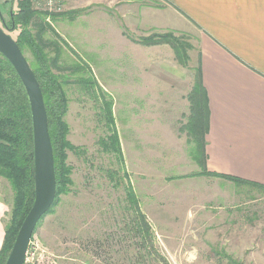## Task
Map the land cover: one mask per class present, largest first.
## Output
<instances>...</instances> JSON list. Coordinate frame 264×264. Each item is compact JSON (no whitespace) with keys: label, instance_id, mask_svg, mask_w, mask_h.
Returning a JSON list of instances; mask_svg holds the SVG:
<instances>
[{"label":"rangeland","instance_id":"1","mask_svg":"<svg viewBox=\"0 0 264 264\" xmlns=\"http://www.w3.org/2000/svg\"><path fill=\"white\" fill-rule=\"evenodd\" d=\"M11 1L0 0V27L14 40ZM129 9L65 3L69 16L46 22L44 51L64 83L67 140L75 150L66 152L68 192L36 224L38 250L24 264H264V190L202 175L182 131L198 68L194 37L140 30ZM154 33L173 34L184 52L129 39ZM24 57L35 62L27 49ZM105 101L122 161L99 144L112 129ZM0 198L7 221L12 192L3 179Z\"/></svg>","mask_w":264,"mask_h":264},{"label":"crops","instance_id":"2","mask_svg":"<svg viewBox=\"0 0 264 264\" xmlns=\"http://www.w3.org/2000/svg\"><path fill=\"white\" fill-rule=\"evenodd\" d=\"M65 3L86 8L127 6L136 14L128 18L132 16L140 30L192 35L209 108L206 170L264 187V0ZM150 13L158 15L160 22H151ZM118 29L122 40V29ZM6 211L0 198V249Z\"/></svg>","mask_w":264,"mask_h":264},{"label":"trees","instance_id":"3","mask_svg":"<svg viewBox=\"0 0 264 264\" xmlns=\"http://www.w3.org/2000/svg\"><path fill=\"white\" fill-rule=\"evenodd\" d=\"M10 7V4H9ZM8 25L17 32L14 39L22 54L29 51L35 62L29 64L39 84L45 111L47 115V127L53 151L54 172L56 180V195L52 207L59 195L68 192L71 181L70 170L66 166V152L75 148L68 142V125L64 121L68 99L64 89V83L51 73V67L55 60L50 58L44 51L45 45L43 34L46 28L47 14L41 12L32 4L31 0H15L12 11L8 9ZM80 14V12H74ZM69 13L61 12L54 14L50 19L66 18ZM1 20V19H0ZM1 22H3L1 20ZM4 24V23H3ZM36 26L32 33L30 27ZM127 36V35H126ZM129 39L143 47H154L157 45H169L175 53L184 52V46L179 38L171 33H154L141 40ZM177 56H180V53ZM197 75L192 92L188 96L190 113L187 123L182 131L186 133L187 142L192 145L190 155L200 164L202 175L212 176L228 180L238 184H248L264 190L257 184L248 183L235 177L219 175L207 172L205 167L206 136L209 131V108L205 91L201 82V71L197 66ZM80 84L86 88L88 82L83 79ZM105 120L110 129V136L107 141L100 140L99 144L104 150L113 152L118 160H121L120 142L117 132L114 129V119L111 112V102H104ZM197 176H199L197 174ZM0 179L5 180L12 192V200L9 206V218L4 223V237L0 249V264L5 261L12 248L16 235L28 214L34 200L33 185V132L31 113L25 90L12 66L0 54ZM130 202L136 199L129 193ZM136 204V202L134 203ZM51 207V208H52ZM50 208V210H51ZM47 212L46 215L50 212ZM45 215V216H46ZM43 216L42 218H44ZM41 218V219H42Z\"/></svg>","mask_w":264,"mask_h":264},{"label":"water","instance_id":"4","mask_svg":"<svg viewBox=\"0 0 264 264\" xmlns=\"http://www.w3.org/2000/svg\"><path fill=\"white\" fill-rule=\"evenodd\" d=\"M14 1L12 0L10 4V14ZM0 19L2 20L1 13ZM11 29H13V25ZM0 54L16 72L25 90L31 113L34 200L5 261V264H24L36 224L47 214L55 199L56 180L53 151L48 133L47 115L39 84L16 42L1 27Z\"/></svg>","mask_w":264,"mask_h":264},{"label":"built area","instance_id":"5","mask_svg":"<svg viewBox=\"0 0 264 264\" xmlns=\"http://www.w3.org/2000/svg\"><path fill=\"white\" fill-rule=\"evenodd\" d=\"M35 9L47 14L46 21H49L51 16L54 14H59L64 11L65 0H31ZM32 250H38L35 243L32 240L29 243V247L26 253V260L28 257L32 256Z\"/></svg>","mask_w":264,"mask_h":264},{"label":"flooded vegetation","instance_id":"6","mask_svg":"<svg viewBox=\"0 0 264 264\" xmlns=\"http://www.w3.org/2000/svg\"><path fill=\"white\" fill-rule=\"evenodd\" d=\"M10 8V7H9ZM11 9V8H10Z\"/></svg>","mask_w":264,"mask_h":264}]
</instances>
